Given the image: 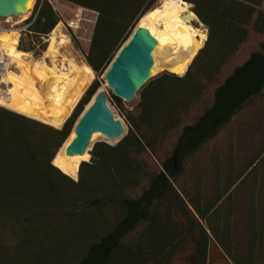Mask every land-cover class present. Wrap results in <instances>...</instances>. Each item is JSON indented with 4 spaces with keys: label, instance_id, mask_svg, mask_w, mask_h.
Listing matches in <instances>:
<instances>
[{
    "label": "trees",
    "instance_id": "obj_1",
    "mask_svg": "<svg viewBox=\"0 0 264 264\" xmlns=\"http://www.w3.org/2000/svg\"><path fill=\"white\" fill-rule=\"evenodd\" d=\"M62 1L95 14L87 51L72 40L96 78L62 128L0 105V264H214L213 247L226 263L264 264V143L240 139L264 106V0H184L207 28L187 72L154 76L131 110L112 94L126 135L95 143L89 161L60 151L58 168L101 75L159 0ZM60 21L37 0L18 49L40 56Z\"/></svg>",
    "mask_w": 264,
    "mask_h": 264
},
{
    "label": "bare ground",
    "instance_id": "obj_2",
    "mask_svg": "<svg viewBox=\"0 0 264 264\" xmlns=\"http://www.w3.org/2000/svg\"><path fill=\"white\" fill-rule=\"evenodd\" d=\"M32 2L29 7L32 6ZM190 6L191 4L184 0H162L159 6L147 12L139 20L136 28L144 27L149 29L158 42L153 52L155 59L154 72L169 70L183 74L195 54L203 46L207 36L204 32L194 27L187 17V15L195 17ZM18 34V30L7 31L0 25V69L4 71L6 80L13 84L15 93L12 95V100L4 105L51 125H54V122H59L57 126H61L62 117L66 118L70 115L77 101L76 99L68 98V92L75 90L79 95L89 87L92 81L91 68L86 64L77 65L71 61L78 72L71 87L68 86L70 75L56 73L52 68L47 71L50 78L48 75L42 78V73L39 72L37 67H34V64L29 59V54L16 49ZM57 43L63 45L67 43V38L60 31L59 26L53 30V35L49 41L48 54L56 55L54 47ZM10 60H13L16 64H23L27 60L29 62L28 68L31 67L32 73L42 78L39 81L43 80L46 82L43 92L36 89V83L34 82L29 91L32 93V98H29L26 89V77L23 74L8 70L7 66ZM47 78L49 79L47 80ZM2 98L0 96V103H4ZM94 98L87 105V109L93 104ZM98 133L100 132L94 133L92 139ZM75 137L76 134L73 129L71 140ZM90 148L91 145L80 157H83Z\"/></svg>",
    "mask_w": 264,
    "mask_h": 264
},
{
    "label": "rangeland",
    "instance_id": "obj_3",
    "mask_svg": "<svg viewBox=\"0 0 264 264\" xmlns=\"http://www.w3.org/2000/svg\"><path fill=\"white\" fill-rule=\"evenodd\" d=\"M36 1L37 0L32 2V6L30 7V11L27 14H24L21 16H13V17L7 18V19L0 17V25L2 26V28H4L7 31H10L12 29L18 30L19 34H18L16 49H18V46H19V43H20V40L22 37L20 28H23V26H21V25L24 23V21L26 19H28L32 15L33 9L36 5ZM51 2L53 4L54 8L56 9V11L60 15L61 21L58 23L57 26H59L60 31L67 38L66 45L57 43L54 47L56 50V55L52 56V55L48 54L49 41H50L51 36L53 35V31H52L48 37L43 39V43L46 44V50L44 52H42L40 54V56H35L32 52H25V51H23V52L29 54V56H28L29 59L34 64V67H37L39 69V72L42 73V76H43L42 78H45L48 75V73H47L48 69L52 68L56 71V73L66 74V75L69 74L70 76L69 75L68 76H69L70 81L68 83V86L71 87L74 83V80H75L74 78H76V76L78 75V72H77V70H75V66L71 63V61L76 63L77 65L86 64L87 66H89L85 60V56L76 48V46L72 40V36H74L78 40L82 50L87 51V49L89 47V43H90V37H91L93 23L95 21V14L88 11V10L80 8L78 6L64 2L62 0H56V1L51 0ZM161 2H162V0H159L156 7L159 6L161 4ZM191 24L194 27L198 28L201 32H204L207 36V28L201 22H199L198 20H195V21L191 22ZM137 26H138V23L135 25L133 32L135 31ZM261 40H262L261 37L253 36L245 46V49H244L245 54L247 55L249 51H252V50L258 48ZM24 43L28 44L27 39L24 40ZM35 50L36 51L39 50L38 43L36 44ZM28 63L29 62H27V60H26V62L23 64H16V62H14L13 60H10L7 67H8L9 71H13L14 73L16 72L17 74H23L26 77V89H27V93H28L27 95L29 98H32V93L29 92L32 84L35 82L36 83V89L40 92H43V90H44L43 87H44L46 82L43 80L39 81L42 78H40L38 75H35L32 73L31 67L28 68V65H29ZM0 67H1V65H0ZM108 68L100 77L101 86H100L98 91L104 90L107 93L108 104L111 107V109L113 110L115 117L117 119L121 120L125 126V129H127V125H126L124 116L121 114L120 110L115 106V104H113V102L111 101L112 92L109 89L107 82H106V79H105V75H106ZM91 73H92V81H91V84H92V82L96 78V74L92 70H91ZM49 78H50V76H49ZM49 78H47V80ZM13 88H14L13 84L9 83V81L6 80L4 71L2 69H0V96L3 97L2 100L4 101V103H0V105L5 106L4 105L5 103H8L12 100V95L15 94L13 91ZM86 90L79 95L77 94V91L73 90V91L68 92L67 96L70 99H76L77 100L76 105H77L79 100L85 94ZM94 97H95V95L92 97V99ZM138 100H139V96L137 95L135 97V99L130 103L123 101L124 107L127 110H131L133 108V106L138 102ZM76 105H75V107H76ZM75 107L73 108L72 112L74 111ZM86 107H85V110L87 109ZM72 112L66 118L62 117V120H63L62 124L67 121V119L71 116ZM243 122H244V124L246 123L248 125H251V126L241 127L240 139L244 140V145H248L251 148H257L262 143H264V106L261 109L257 110L256 112H254L253 114L250 113L248 116H246V118L243 119ZM44 123H47V122H44ZM54 123L55 124L52 126L57 127V128L60 127V126H57V125H59V122H54ZM47 124H49V123H47ZM249 129H252V130L249 131ZM72 132H73V130H72ZM119 139L120 138H115L114 140H109L103 134L98 133L95 136L93 142L91 143L90 149L92 150L94 144L99 142V141H107L110 143H115ZM91 150H89V157L86 159H82V160H85V161L90 160V158H91L90 151ZM77 156H82V155H77ZM211 260L214 262V264H229V263L225 262L224 258L221 257L218 250L214 247L211 250Z\"/></svg>",
    "mask_w": 264,
    "mask_h": 264
},
{
    "label": "water",
    "instance_id": "obj_4",
    "mask_svg": "<svg viewBox=\"0 0 264 264\" xmlns=\"http://www.w3.org/2000/svg\"><path fill=\"white\" fill-rule=\"evenodd\" d=\"M32 1L35 0H0V17L7 19L13 16L24 15L30 11L29 4ZM190 7L192 10V5ZM187 17L190 22L199 21L196 15V18L190 15H187ZM157 43L156 38L151 34L149 29L144 27L135 29L131 37L116 54L105 75L107 85L114 96L130 103L135 99L141 88L157 74L166 71L177 75H184L203 47L195 54L183 74L169 70L154 72L155 59L153 52ZM64 124L65 122L59 128H62ZM74 130L76 137L65 148H63V145L56 153L53 159L54 165V160L60 151L63 158L84 154L91 145L92 136L96 132H100L109 140L120 138L116 143L127 133L123 122L115 117L113 110L109 106L107 93L104 90L98 91L95 94L93 104L87 110H84ZM107 143L112 144L110 142ZM73 178L77 180L78 175Z\"/></svg>",
    "mask_w": 264,
    "mask_h": 264
},
{
    "label": "built area",
    "instance_id": "obj_5",
    "mask_svg": "<svg viewBox=\"0 0 264 264\" xmlns=\"http://www.w3.org/2000/svg\"><path fill=\"white\" fill-rule=\"evenodd\" d=\"M26 28V26H23V28H20V30L22 31V30H24Z\"/></svg>",
    "mask_w": 264,
    "mask_h": 264
},
{
    "label": "crops",
    "instance_id": "obj_6",
    "mask_svg": "<svg viewBox=\"0 0 264 264\" xmlns=\"http://www.w3.org/2000/svg\"><path fill=\"white\" fill-rule=\"evenodd\" d=\"M56 1V0H55Z\"/></svg>",
    "mask_w": 264,
    "mask_h": 264
}]
</instances>
